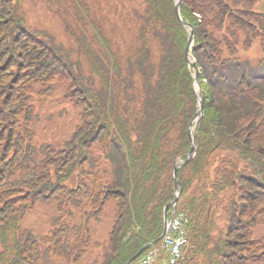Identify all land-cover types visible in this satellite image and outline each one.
<instances>
[{
    "label": "trees",
    "instance_id": "trees-1",
    "mask_svg": "<svg viewBox=\"0 0 264 264\" xmlns=\"http://www.w3.org/2000/svg\"><path fill=\"white\" fill-rule=\"evenodd\" d=\"M129 1L131 39L82 35L74 57L0 0V264H78L100 247L89 264H124L162 234L174 165L191 148L194 70L175 0ZM180 16L195 31L204 115L177 171L187 244L175 264H264V0H182ZM56 82L78 123L62 142L39 143L31 96ZM50 200L64 217L48 234L21 229ZM108 202L116 214L101 243L89 222Z\"/></svg>",
    "mask_w": 264,
    "mask_h": 264
},
{
    "label": "rangeland",
    "instance_id": "rangeland-1",
    "mask_svg": "<svg viewBox=\"0 0 264 264\" xmlns=\"http://www.w3.org/2000/svg\"><path fill=\"white\" fill-rule=\"evenodd\" d=\"M19 16L26 27L46 32L53 39L73 52L76 57L77 38L85 35L89 43L100 36L109 44L122 46L131 39L132 4L129 0H14ZM48 94L31 96L34 108L32 128L39 143H60L66 139L78 123L77 108L63 102L65 86L52 85ZM81 178V177H80ZM71 182H68L70 184ZM99 221H90L94 238L105 243L116 214L115 204L108 202ZM64 217L56 208V201H38L20 220L21 229H30L38 236L48 234L53 218ZM72 222L80 223L81 216L75 210ZM264 235V227L255 230V237ZM103 248H94L78 264H89L100 258Z\"/></svg>",
    "mask_w": 264,
    "mask_h": 264
},
{
    "label": "water",
    "instance_id": "water-1",
    "mask_svg": "<svg viewBox=\"0 0 264 264\" xmlns=\"http://www.w3.org/2000/svg\"><path fill=\"white\" fill-rule=\"evenodd\" d=\"M180 5H181V0H177L176 6H175V11H176V14H177L179 20H181L180 17H179V7H180ZM183 26L186 27L189 30L188 41H187V45H186V48H185V56H186L187 59H190L191 58L190 52L192 50L195 32H194V30L188 24L183 23ZM190 64L195 69V77H194V80L196 81L197 74H198V70L195 68L194 63H190ZM199 90H200V86L198 84H196V91H199ZM198 107H199L198 112L196 114V117H195L194 121L192 122V123L195 122V126L193 128L194 129L193 134H191V128H190L192 126V123H190V125H189L190 127H189V130H188V133H189V137L191 139V148H190V152H189V154L187 156V159H186L185 163H187V162L190 161V159L192 158V156L194 154V151H195L194 135H195V132H196V127L198 126V124H199V122H200V120H201V118L203 116V97H198ZM177 169H178V167L177 166H174L173 177L175 179V190L177 189V181H176ZM180 191L181 190L178 189V192H175V194H174V198H173L172 202L168 203L164 207V210H163V225H164V231H163L162 235L160 236V238H158L157 240H155L154 242H152V244H154L155 242L159 241L162 238V236H163V234L165 232L166 225H167V212H168V210L170 208L175 209V207L177 205V202H178V197H179ZM150 245L151 244H149V245L143 247L141 250H139V252H137L126 264H129L132 261H134Z\"/></svg>",
    "mask_w": 264,
    "mask_h": 264
},
{
    "label": "built area",
    "instance_id": "built-area-1",
    "mask_svg": "<svg viewBox=\"0 0 264 264\" xmlns=\"http://www.w3.org/2000/svg\"><path fill=\"white\" fill-rule=\"evenodd\" d=\"M177 228H179V222L178 220H175L170 228H169V234L166 236L165 238V247H168L171 249V253L174 256H177L179 253V247L182 245L183 240L180 237H173L172 236V232L173 230H176ZM174 232V231H173Z\"/></svg>",
    "mask_w": 264,
    "mask_h": 264
}]
</instances>
